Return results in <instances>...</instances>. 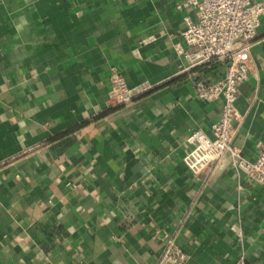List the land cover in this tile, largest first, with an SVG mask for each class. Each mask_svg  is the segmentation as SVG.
Returning a JSON list of instances; mask_svg holds the SVG:
<instances>
[{
  "label": "crops",
  "instance_id": "crops-1",
  "mask_svg": "<svg viewBox=\"0 0 264 264\" xmlns=\"http://www.w3.org/2000/svg\"><path fill=\"white\" fill-rule=\"evenodd\" d=\"M178 0H0V264H264V185L225 157L184 162L221 114L196 94L226 64L187 69ZM234 144H264V15L249 50ZM152 87L110 102L112 69ZM241 233V235L238 234Z\"/></svg>",
  "mask_w": 264,
  "mask_h": 264
},
{
  "label": "built area",
  "instance_id": "built-area-1",
  "mask_svg": "<svg viewBox=\"0 0 264 264\" xmlns=\"http://www.w3.org/2000/svg\"><path fill=\"white\" fill-rule=\"evenodd\" d=\"M176 7L191 10L195 19L187 16L182 37L186 47L183 55L187 69L212 65L215 61L226 64L225 75L217 80L200 79L196 94L207 102L223 98L219 116L209 112L204 116L206 127L212 132L196 128L186 139L184 162L198 174L212 173L225 157L237 172L254 183L264 185V144L257 147V157L252 160L234 144L238 123L243 116L237 108L242 84L252 73V61L246 54L237 55L238 43L249 50L264 15V0H178ZM152 87L143 83L129 86L126 78L113 68L109 99L121 104ZM241 235L240 232H238ZM186 256L174 238L166 242L158 264H183ZM234 264H246L239 258Z\"/></svg>",
  "mask_w": 264,
  "mask_h": 264
}]
</instances>
